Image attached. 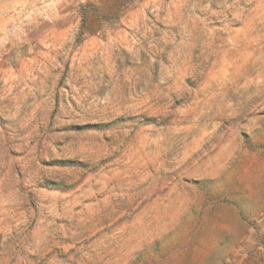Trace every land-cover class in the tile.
Instances as JSON below:
<instances>
[{
	"label": "rangeland",
	"instance_id": "obj_1",
	"mask_svg": "<svg viewBox=\"0 0 264 264\" xmlns=\"http://www.w3.org/2000/svg\"><path fill=\"white\" fill-rule=\"evenodd\" d=\"M0 264H264V0H0Z\"/></svg>",
	"mask_w": 264,
	"mask_h": 264
}]
</instances>
